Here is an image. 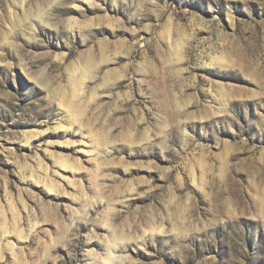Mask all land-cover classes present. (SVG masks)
Instances as JSON below:
<instances>
[{
	"label": "rangeland",
	"instance_id": "1",
	"mask_svg": "<svg viewBox=\"0 0 264 264\" xmlns=\"http://www.w3.org/2000/svg\"><path fill=\"white\" fill-rule=\"evenodd\" d=\"M0 264H264V0H0Z\"/></svg>",
	"mask_w": 264,
	"mask_h": 264
},
{
	"label": "bare ground",
	"instance_id": "2",
	"mask_svg": "<svg viewBox=\"0 0 264 264\" xmlns=\"http://www.w3.org/2000/svg\"><path fill=\"white\" fill-rule=\"evenodd\" d=\"M75 81V80H74ZM82 81V80H81ZM123 236V235H122ZM123 243V242H122ZM109 259V258H108ZM109 260H111V259H109Z\"/></svg>",
	"mask_w": 264,
	"mask_h": 264
}]
</instances>
